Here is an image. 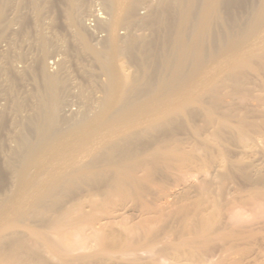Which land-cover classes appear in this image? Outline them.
<instances>
[{
  "label": "bare ground",
  "instance_id": "obj_1",
  "mask_svg": "<svg viewBox=\"0 0 264 264\" xmlns=\"http://www.w3.org/2000/svg\"><path fill=\"white\" fill-rule=\"evenodd\" d=\"M0 264H264V0H0Z\"/></svg>",
  "mask_w": 264,
  "mask_h": 264
},
{
  "label": "rangeland",
  "instance_id": "obj_2",
  "mask_svg": "<svg viewBox=\"0 0 264 264\" xmlns=\"http://www.w3.org/2000/svg\"><path fill=\"white\" fill-rule=\"evenodd\" d=\"M51 62H52V63H54V61H53V60H51V61H50V63H51Z\"/></svg>",
  "mask_w": 264,
  "mask_h": 264
}]
</instances>
